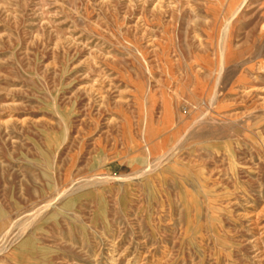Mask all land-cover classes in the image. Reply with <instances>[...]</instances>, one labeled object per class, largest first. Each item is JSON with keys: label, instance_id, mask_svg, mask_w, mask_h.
Instances as JSON below:
<instances>
[{"label": "rangeland", "instance_id": "1", "mask_svg": "<svg viewBox=\"0 0 264 264\" xmlns=\"http://www.w3.org/2000/svg\"><path fill=\"white\" fill-rule=\"evenodd\" d=\"M0 264H264V0H0Z\"/></svg>", "mask_w": 264, "mask_h": 264}, {"label": "crops", "instance_id": "2", "mask_svg": "<svg viewBox=\"0 0 264 264\" xmlns=\"http://www.w3.org/2000/svg\"><path fill=\"white\" fill-rule=\"evenodd\" d=\"M249 30L250 29H246L245 28V30L244 31H241L239 34H241L242 32H245V34H246ZM247 39H248V37L246 35L244 37L242 35L240 36V35L235 34L233 38L230 37V39H228L227 41H228V44H230V42H231L230 48L231 47L241 48V47L245 46V43L247 42ZM233 55H234V52L229 57L232 58Z\"/></svg>", "mask_w": 264, "mask_h": 264}]
</instances>
